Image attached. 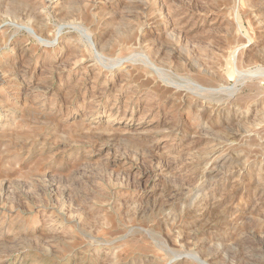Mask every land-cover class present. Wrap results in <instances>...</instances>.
<instances>
[{
	"label": "rangeland",
	"instance_id": "obj_1",
	"mask_svg": "<svg viewBox=\"0 0 264 264\" xmlns=\"http://www.w3.org/2000/svg\"><path fill=\"white\" fill-rule=\"evenodd\" d=\"M0 264H264V0H0Z\"/></svg>",
	"mask_w": 264,
	"mask_h": 264
}]
</instances>
